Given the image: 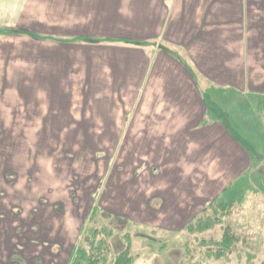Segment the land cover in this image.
Returning a JSON list of instances; mask_svg holds the SVG:
<instances>
[{
    "label": "crops",
    "instance_id": "obj_1",
    "mask_svg": "<svg viewBox=\"0 0 264 264\" xmlns=\"http://www.w3.org/2000/svg\"><path fill=\"white\" fill-rule=\"evenodd\" d=\"M36 2L0 0V41H33L20 73L39 78L45 62L33 99L46 102L47 125L139 154L128 166L143 168L142 203L156 219L184 228L253 168L250 146L213 119L209 93L264 94V0H61L59 32L38 25Z\"/></svg>",
    "mask_w": 264,
    "mask_h": 264
},
{
    "label": "rangeland",
    "instance_id": "obj_2",
    "mask_svg": "<svg viewBox=\"0 0 264 264\" xmlns=\"http://www.w3.org/2000/svg\"><path fill=\"white\" fill-rule=\"evenodd\" d=\"M36 4L32 15L44 30L69 24L61 0ZM33 51V41L20 37L0 41V264H73L79 256L87 264L93 250L100 264H264V175L257 168L264 163L257 162L264 94L209 93L218 106L213 119L250 146L255 162L181 229L143 205V168L137 175L128 166L140 156L132 158L125 141L85 140L76 125L46 124V102L33 99L46 89L45 62L39 78L31 68L20 73ZM18 93L26 108L17 105Z\"/></svg>",
    "mask_w": 264,
    "mask_h": 264
},
{
    "label": "trees",
    "instance_id": "obj_3",
    "mask_svg": "<svg viewBox=\"0 0 264 264\" xmlns=\"http://www.w3.org/2000/svg\"><path fill=\"white\" fill-rule=\"evenodd\" d=\"M23 33V32H22ZM214 201V200H213ZM212 201V202H213ZM95 211V210H94ZM92 212V215L94 214V213H96V212ZM198 220V219H197ZM196 220V221H197ZM106 246V244H103L102 245V247H101V249L102 250H104V247ZM76 251V250H75ZM95 250H93V252L91 253L92 255H90V256H88L89 258L88 259H91V260H93V261H87V264H100L101 263V261H102V259H101V257H100V261H99V258L97 257V258H95L94 256H95V252H94ZM78 258H80V256L78 257ZM76 259L75 261H74V263L73 264H81L82 262H80V260L79 259ZM124 260V258H122L121 260H119V262H122ZM131 260V258H126V261L127 262H129ZM99 261V262H98ZM103 261H104V259H103Z\"/></svg>",
    "mask_w": 264,
    "mask_h": 264
},
{
    "label": "water",
    "instance_id": "obj_4",
    "mask_svg": "<svg viewBox=\"0 0 264 264\" xmlns=\"http://www.w3.org/2000/svg\"><path fill=\"white\" fill-rule=\"evenodd\" d=\"M260 172L264 174V164H263L262 167L260 168Z\"/></svg>",
    "mask_w": 264,
    "mask_h": 264
},
{
    "label": "flooded vegetation",
    "instance_id": "obj_5",
    "mask_svg": "<svg viewBox=\"0 0 264 264\" xmlns=\"http://www.w3.org/2000/svg\"><path fill=\"white\" fill-rule=\"evenodd\" d=\"M22 248V247H21ZM23 249V248H22ZM67 253H69V251L67 250ZM27 262V260L24 261V263Z\"/></svg>",
    "mask_w": 264,
    "mask_h": 264
}]
</instances>
